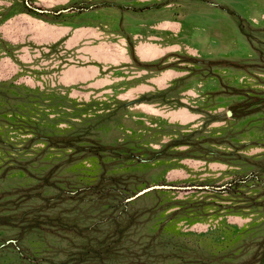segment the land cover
<instances>
[{"label":"rangeland","instance_id":"1","mask_svg":"<svg viewBox=\"0 0 264 264\" xmlns=\"http://www.w3.org/2000/svg\"><path fill=\"white\" fill-rule=\"evenodd\" d=\"M0 264H264V0H0Z\"/></svg>","mask_w":264,"mask_h":264},{"label":"water","instance_id":"2","mask_svg":"<svg viewBox=\"0 0 264 264\" xmlns=\"http://www.w3.org/2000/svg\"><path fill=\"white\" fill-rule=\"evenodd\" d=\"M34 10L36 12H39V13H45L46 12V11H43V10H37V9H34ZM231 115H232V112L231 111H227V116L230 117ZM172 189H175V187L167 186V185H155V186H151V187H148L146 189L141 190L140 192H138L135 195L134 198L139 197V196H142V195H144V194H146L148 192L155 191V190H172ZM134 198H132V199H134Z\"/></svg>","mask_w":264,"mask_h":264},{"label":"crops","instance_id":"3","mask_svg":"<svg viewBox=\"0 0 264 264\" xmlns=\"http://www.w3.org/2000/svg\"><path fill=\"white\" fill-rule=\"evenodd\" d=\"M168 53H171V52H165V50H164V52H163V54H161V55H159V56H155V57H151V58H149V60L148 61H156V60H159L160 58H162L163 56H166Z\"/></svg>","mask_w":264,"mask_h":264},{"label":"trees","instance_id":"4","mask_svg":"<svg viewBox=\"0 0 264 264\" xmlns=\"http://www.w3.org/2000/svg\"><path fill=\"white\" fill-rule=\"evenodd\" d=\"M4 223V222H3Z\"/></svg>","mask_w":264,"mask_h":264}]
</instances>
